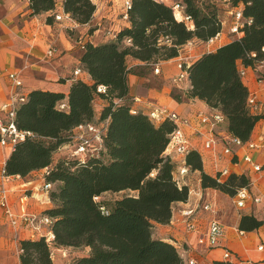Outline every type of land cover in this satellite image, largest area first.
<instances>
[{
	"label": "trees",
	"instance_id": "16d2710c",
	"mask_svg": "<svg viewBox=\"0 0 264 264\" xmlns=\"http://www.w3.org/2000/svg\"><path fill=\"white\" fill-rule=\"evenodd\" d=\"M30 2L32 15L51 13L49 24L60 15L56 13V0ZM231 4H243L244 17L252 24L244 26L241 38L204 54L190 65L189 98L220 111L226 118L228 133L248 142L264 114H252L248 106L250 92L238 62L249 67L264 58V0H232ZM177 5L191 17L193 29L176 16ZM96 9L92 0L63 3L64 14L79 25L90 24ZM129 23L109 42L85 44L81 64L92 84L80 79L71 85L67 95L32 91L17 113L18 128L31 132L33 137L16 145L6 161L7 173L26 177L52 167L47 180L58 187L51 191L53 207L44 215L54 219V243L58 247L91 248L89 256L72 264H183L174 244L152 237L154 224L170 223L173 205L189 198V188L174 176L176 162L166 153L176 125L169 120L156 125L148 114L131 112L128 76L142 71L129 68L128 60L133 58L150 66L178 58L182 46L189 41L205 42L220 33L222 21L217 11L201 0H132ZM253 53L256 58L251 57ZM100 86L106 87L105 93L98 92ZM98 100L108 105L96 119ZM119 100L123 101L118 103ZM63 104L66 109H61ZM106 121L109 123L100 154L84 162L70 157L54 162L55 153L72 141L76 127ZM183 164L202 173L203 188L233 198L250 183L245 175L232 174L221 181L220 172L206 174L197 151H190ZM121 192L125 193L123 197L112 204L96 201L106 193ZM263 225L264 219L254 213L243 214L239 229L253 232ZM21 248V264H53L44 238L24 240Z\"/></svg>",
	"mask_w": 264,
	"mask_h": 264
},
{
	"label": "crops",
	"instance_id": "0c3cea01",
	"mask_svg": "<svg viewBox=\"0 0 264 264\" xmlns=\"http://www.w3.org/2000/svg\"><path fill=\"white\" fill-rule=\"evenodd\" d=\"M56 1V13L63 16L64 0ZM97 1L99 7L94 20L88 25H79L73 20L67 19L61 22L54 20L51 24L47 23V18L51 13L32 15L30 0H0V116L2 118L1 107L15 91L8 78L10 73L20 74L23 87L18 91L27 96L35 90L60 92L67 95L71 85L80 79L89 84L93 83L91 76L83 69L81 57L73 56L75 45L67 37L66 30L86 31L92 29L85 37V43L91 42L97 45L113 40L114 33L111 31L118 32L130 24L120 18L122 0ZM227 13L229 19L221 20L223 39L220 43L208 48L203 44V41L193 39L194 45L186 46L178 58L155 64L159 68V74L154 72L155 65L149 66L130 58L128 60L129 68H140L142 72L138 75L130 74L128 76V98L131 101L132 109L144 114H149L153 108L166 107L180 115L181 118L187 119L189 125H183L182 130L191 142V150L200 153L203 160V171L214 176L217 172L228 169L238 176L245 175L251 182L249 188L251 197H262L264 196V178L244 161V157L250 155L254 164L264 168V119L256 125L248 141L256 143L257 149L249 150L246 147L227 143L224 137L229 133L228 125L225 122L216 130L219 145L215 150H206L202 137L197 133L198 129L200 131L205 129L200 127L197 116L200 113L211 115L214 109L204 101L189 98L191 89L189 78L181 82L176 81L179 76L177 66L182 59H186L192 64L204 54L215 52L223 45L243 36L241 32L238 35L231 34L234 18L230 16V11ZM106 17L108 20L102 21ZM108 25L109 33L105 31ZM54 46L58 51L54 57L49 58L47 53ZM238 69L246 72L243 82L250 95L256 97L258 104L264 105V68L256 71L239 61ZM75 70H81V73L74 76ZM136 99L139 101L135 102ZM107 105V101L104 100L95 102L96 119H99ZM252 114L262 115L263 113L252 112ZM155 124L159 125L160 123ZM227 145L232 150L231 156H227L223 152ZM64 153L60 152L65 156L66 153ZM11 154V148L0 146V168ZM235 154L238 155V158L234 159L233 155ZM54 157L58 159L61 156L55 154ZM184 160L185 157L180 156L173 158L178 167L174 176L181 185L189 188L188 201L173 205L170 223L166 225L154 224L153 239L174 244L183 264H188L190 259H194L197 264H215L224 261L223 254L226 249L233 254L232 264H264V250L259 251V247L264 246V225L259 230L245 232L243 235L239 229L241 214L254 213L256 217L262 216L264 202L254 204L250 199L245 209H239L236 206L235 198H232L237 212L234 213L228 224L219 221L220 214L224 209H228V201L224 198L228 195L215 189L203 188L200 171L188 168V174L182 177L179 171L184 167ZM43 174L42 169L32 172L26 177L12 176L6 182L11 209L16 217L40 216L53 207V202L48 201L50 195L43 190ZM110 194L112 193L102 195L100 200H106ZM113 195H115V199L111 201L114 202L123 197L124 192L113 193ZM206 203L212 206L213 212L200 210L195 220L190 221L195 225V229L189 231L187 219L182 216V212ZM214 218L222 223L226 230L221 246L212 249L209 248L205 236L209 222ZM47 229H44V233L47 232ZM38 239H40L39 234L29 226L19 224L14 227L5 212L0 209V264H21V242ZM50 249L53 264H72L74 260L91 254L90 247L72 248L55 245Z\"/></svg>",
	"mask_w": 264,
	"mask_h": 264
},
{
	"label": "built area",
	"instance_id": "2783aa9c",
	"mask_svg": "<svg viewBox=\"0 0 264 264\" xmlns=\"http://www.w3.org/2000/svg\"><path fill=\"white\" fill-rule=\"evenodd\" d=\"M94 4L96 5L97 0H92ZM123 3V11L121 13L120 18L124 21L129 22V11L132 9V0H122ZM225 2H232V0H221ZM97 7V5H96ZM175 13L176 16L183 20L188 28L193 29V21L191 17L186 16L183 12L180 6H175ZM244 5L239 4L238 6H232V10L230 11V15L234 18V23L231 28V34L238 35L241 30L244 28V26L251 25L252 20L246 19L243 14ZM72 20L69 15L64 14L57 15L55 17L56 21H63V20ZM116 37V34L114 35V38ZM223 39V32L221 31L214 37H211L207 41H203V44L206 45L208 48L213 47L214 45L220 43ZM128 43L130 44L131 41L128 40ZM194 45L193 40L189 41L186 45L182 46L180 53L184 51V48L186 46L192 47ZM84 48V46H83ZM57 53V50L54 48H51L47 56L49 58L54 57V55ZM262 53H264V47L262 48ZM252 58H256L257 54L253 53L251 55ZM191 63H189L186 59H182L178 64V70H179V76L176 79L177 82H181L184 80H187L189 78L188 69L190 67ZM254 70L258 71L259 69L264 68V58L256 61V64L254 66H250ZM154 72L156 74H159V68L157 65H155ZM81 73V70H76L74 72L75 76H78ZM239 73L242 78L245 77L246 72L245 70H239ZM8 78L11 82V85L14 87V92L11 94L10 99L3 103L1 107V112L3 113V118L0 116V146L5 148H11L12 152L14 151L16 145L20 142L25 141L28 137H33V134L29 131H22L18 128L17 125V113L18 110L21 108L23 104L27 102L28 96L26 94H20L19 89L23 87V82L21 80L19 73H10L8 75ZM105 86H100L98 88L99 93H105L106 92ZM123 100H119L118 103L122 102ZM139 100H135V102H138ZM248 106L253 113H263L264 114V105L258 104L257 99L255 96L250 95L248 98ZM61 109H66V105L63 104L61 106ZM131 112L133 114H138L139 111L132 109ZM150 120L153 123H161L166 120L174 122L176 125L175 131L170 136V142L168 145V148L166 150V153L171 156L173 159L175 156L180 157H186V155L192 151L191 142L188 139V137L185 135V133L182 130L183 125H189V121L187 119L181 118L180 115L177 113L171 111L170 109L166 107H158L153 108L151 112L148 114ZM198 121L201 128H204L205 130H197V133L202 137L204 148L206 150H215L216 147L219 145V138H217L216 130L217 128L224 124L226 121L225 116L218 110L214 109L211 115L200 113L198 114ZM108 121L103 122L100 125L95 124H86V125H80L76 127L72 132V141L68 143L67 145L61 147L59 150L61 152H65L66 155L63 157H70L73 159L80 160L82 162L86 161L91 156H97L104 150L103 145V136L106 134L107 127H108ZM225 141L229 144H234L238 147H246L249 150H255L257 149V144L254 142H243L242 140L227 134L225 137ZM224 154L227 156H231L232 150L227 145L225 146L223 150ZM64 153V154H65ZM233 158H238V155H233ZM244 161L251 165L255 172L261 174L262 178H264V168L260 165H256L253 162V158L250 155H246L244 157ZM52 170V167H47L43 169V179H44V186L43 190L45 193L50 194L51 191L54 189L55 184L51 183L47 180V176L50 175ZM189 170L188 167L184 165L182 169H180L179 174L182 177H185L188 174ZM220 180H226L231 173L228 169H224L220 171ZM12 176L8 175L7 169L5 166V163L0 168V209H2L6 216L10 219L12 225L14 227H17L19 224H24L26 226H29L32 230L37 232L41 238H44L50 248L55 246V235L53 233V223L54 219L50 218L47 215H23L20 217H16L11 209L10 201H9V191L6 187V182L11 178ZM250 182V181H249ZM251 186V182L249 183V186L246 188H242L238 190L237 195L235 196V203L236 206L239 209H245L247 206V203L250 199H252L254 204H261L264 202V196H253L251 197V193L249 191V188ZM51 198L48 199L50 201ZM96 201H100V197L96 198ZM202 210L205 212H213L212 206L210 204H200L198 207L193 209H188L182 212V216L187 219V229L189 231L195 229V225L191 223V220H195L196 215L198 212ZM102 211L105 213V208H102ZM47 229V232L44 233V229ZM225 226L220 223L217 219H211L208 225V229L206 232V241L208 243L209 248H219L221 246L222 239L225 235ZM241 235L245 234V232L240 231ZM264 246L259 247V251H263ZM23 252L21 248V253ZM232 258L233 254L230 250H225L223 254V260L225 262H229L232 264ZM188 264H197V262L194 259H190L188 261Z\"/></svg>",
	"mask_w": 264,
	"mask_h": 264
},
{
	"label": "rangeland",
	"instance_id": "374dc122",
	"mask_svg": "<svg viewBox=\"0 0 264 264\" xmlns=\"http://www.w3.org/2000/svg\"><path fill=\"white\" fill-rule=\"evenodd\" d=\"M201 1L202 2H206L208 4V7L211 8V10H213V9L216 10L217 13L220 15V19L221 20L223 18H224V21L229 19L228 18V15H227L228 14L227 12L232 10V6L233 5L231 4V2L228 3V2H225V1H221V0H201ZM123 3L124 2L122 1L121 4H120V6H121L120 8H122V11H123ZM96 5H97V8H98L99 7V2L98 1L96 2ZM101 9H102V7H101ZM122 11H121V13H122ZM96 13H97V9H96L94 18L96 16ZM121 13H120V16H121ZM94 18H93V20H94ZM106 20H108L107 17L104 18V19H102V21H106ZM56 22H61V21H56ZM109 25L107 26V28L105 30L106 32H108V30L110 29L109 28ZM91 30L92 29H90V30L88 29L86 31L85 30L78 31L76 29H68V30H66L67 37L70 39V41L72 42V44L75 45V47L73 48V50H75L74 51L75 53H74L73 56H77V57H81L82 56L83 52L85 51V44H86L85 43V37L91 32ZM111 33H114V35H115L117 32L111 31ZM83 46H84V48H83ZM203 47H205V46H203ZM53 48L54 49H57V48H55V46ZM72 69H74V68H72ZM60 152L61 151L58 150L55 154L60 155L61 156L60 158H62L63 155L60 154ZM61 153H63V152H61ZM60 158L55 159V157H54V162H57ZM5 166H6V162H5ZM57 187H58V185L55 184L54 189H56ZM218 192H220V191H218ZM224 198L228 201V202L226 201L227 202L228 209H224L223 212L220 214V218L218 217V219H219V221H221V222L223 221L226 224H228L230 222L232 216L234 215V213H236L237 211L235 209V205H234L233 200H232L233 197L225 196ZM113 199H115V195H113V193H112V194H110V197L107 196L106 197V200H102V202H107L109 204H112L113 201H111V200H113ZM242 215L243 214H241V216ZM260 217L258 216V219H264V212H263V215L260 216Z\"/></svg>",
	"mask_w": 264,
	"mask_h": 264
}]
</instances>
